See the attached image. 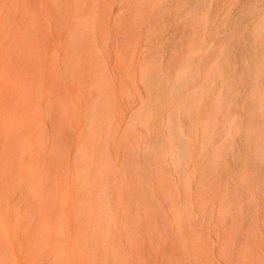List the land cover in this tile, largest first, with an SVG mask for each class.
Masks as SVG:
<instances>
[{
	"label": "rangeland",
	"instance_id": "374dc122",
	"mask_svg": "<svg viewBox=\"0 0 264 264\" xmlns=\"http://www.w3.org/2000/svg\"><path fill=\"white\" fill-rule=\"evenodd\" d=\"M0 264H264V0H0Z\"/></svg>",
	"mask_w": 264,
	"mask_h": 264
}]
</instances>
